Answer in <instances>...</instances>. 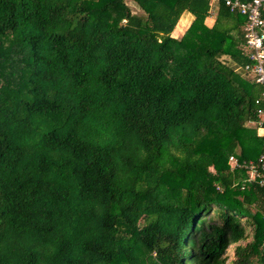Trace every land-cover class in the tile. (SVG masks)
I'll use <instances>...</instances> for the list:
<instances>
[{"label": "trees", "instance_id": "trees-1", "mask_svg": "<svg viewBox=\"0 0 264 264\" xmlns=\"http://www.w3.org/2000/svg\"><path fill=\"white\" fill-rule=\"evenodd\" d=\"M209 1L0 0V264H264V184L228 164L264 152L263 88Z\"/></svg>", "mask_w": 264, "mask_h": 264}, {"label": "built area", "instance_id": "built-area-1", "mask_svg": "<svg viewBox=\"0 0 264 264\" xmlns=\"http://www.w3.org/2000/svg\"><path fill=\"white\" fill-rule=\"evenodd\" d=\"M219 0H210L209 8L213 12L215 4ZM224 5L230 11H236L246 17L244 25L245 43L243 52L247 55V63L243 71L253 77L256 83L262 85L260 96L255 99L258 104L256 119L254 121L257 132L264 142V18L261 11L264 7V0H223ZM230 168H239L246 171L247 176L244 182L256 181L260 185L264 184V152L261 153L256 161H238L236 157L230 155L228 158Z\"/></svg>", "mask_w": 264, "mask_h": 264}, {"label": "crops", "instance_id": "crops-1", "mask_svg": "<svg viewBox=\"0 0 264 264\" xmlns=\"http://www.w3.org/2000/svg\"><path fill=\"white\" fill-rule=\"evenodd\" d=\"M214 12H211V14L206 17V24L207 25H211L214 19ZM194 15L190 12V11H184L181 13L180 17L178 18L172 32L171 35L175 38H180V36L183 34V32L185 31V29L189 26V24L191 23V21L193 20ZM240 72V71H239ZM238 74L244 78L247 77L243 74L242 76V72H240ZM248 78V77H247Z\"/></svg>", "mask_w": 264, "mask_h": 264}, {"label": "rangeland", "instance_id": "rangeland-1", "mask_svg": "<svg viewBox=\"0 0 264 264\" xmlns=\"http://www.w3.org/2000/svg\"><path fill=\"white\" fill-rule=\"evenodd\" d=\"M237 70V69H236ZM238 72H239V70H237ZM243 74L244 73H242V76H243ZM245 76H247L249 79H251L252 78V76L251 75H249V74H244ZM231 250H232V247H230L229 248V250H228V253H229V258L231 257Z\"/></svg>", "mask_w": 264, "mask_h": 264}]
</instances>
